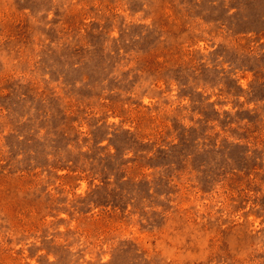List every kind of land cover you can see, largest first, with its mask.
Returning a JSON list of instances; mask_svg holds the SVG:
<instances>
[{
	"label": "rangeland",
	"instance_id": "obj_1",
	"mask_svg": "<svg viewBox=\"0 0 264 264\" xmlns=\"http://www.w3.org/2000/svg\"><path fill=\"white\" fill-rule=\"evenodd\" d=\"M0 264H264V0H0Z\"/></svg>",
	"mask_w": 264,
	"mask_h": 264
}]
</instances>
